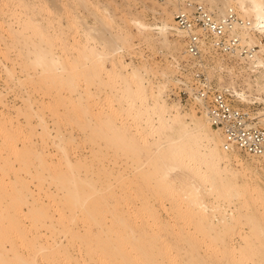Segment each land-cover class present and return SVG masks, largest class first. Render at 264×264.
Returning <instances> with one entry per match:
<instances>
[{
    "label": "rangeland",
    "instance_id": "374dc122",
    "mask_svg": "<svg viewBox=\"0 0 264 264\" xmlns=\"http://www.w3.org/2000/svg\"><path fill=\"white\" fill-rule=\"evenodd\" d=\"M2 1L3 0H1L0 2V145H2L0 146V212L2 211L1 215L8 213L11 217L14 213H16L14 214V216H12V218H15V216L18 214L16 216V220L18 222L17 224H19L17 225L18 229L21 228V226L23 225L22 227L26 229L28 228V231L32 230L31 228H33L34 226L33 223L35 224L36 217L35 220L33 219L34 222L32 220L29 221L25 218L26 216L28 218V216L30 215L25 211L27 210V207L23 206L24 202L21 201L22 205L20 204L22 212L18 211L17 207L15 208V206L12 205L18 206L19 204L15 203L16 196H13L15 192L18 193V197L20 198L19 192H21V194L23 193V195L28 194L29 196V193L33 191V193H31L30 198L28 196L26 198V200H28V203H31V207H33L34 205L35 209L36 206H39L40 203H43L42 205L40 204L41 206H39L40 209L45 211L43 213L48 214L49 216L50 212L51 214L54 213L52 214L53 219L55 217L62 218H56L58 220L56 221L58 222V224L55 223L54 225L55 231L60 229L62 230V225L68 222L67 218L65 217L68 213V209L64 206L68 207L69 203L63 204L65 201H63L61 197H59V201L58 197L53 198L55 200L50 199L48 201H46L47 199L43 197V195L47 193V188L49 191V188L53 187V184L49 183L50 179L52 178L51 176H60L62 178L63 176H66V173L63 169H61L63 159L61 155L55 153V150L51 144V139H47L48 136H46L47 134H45V132H42L43 134L41 133V135L38 134L40 130L37 116H40L43 119L44 125L48 129L47 133H50L51 135L62 134L64 136V140L66 137L65 141L67 143L66 148L68 157L72 160V162H76L75 165H78H76L78 173H80L81 176H84V178H86L91 183H94V190H96L97 192L93 197L92 195H90L91 199H89L90 201L89 203H87L88 206H86L88 211L77 214L78 220L76 223L78 226L75 224V228L79 232L80 239L77 237L79 241L77 238L68 239L69 242L65 240L64 243H66L64 244V246H62L64 249L62 250V247L60 249L58 248V252L60 255L57 254L58 252H56V255L58 257L56 255H52L53 258L56 257V259H54V262L52 261L53 258H49L50 255H42L44 256L43 258L46 257L45 262L42 259L43 264L46 263L48 258L49 259L47 264H52L51 261L53 262V264H118V260H115V258L104 257V254L101 252L95 254L93 253V255L89 252V250L87 252V249L85 248L88 247V243L92 246L94 244H96L94 246H98L99 243L101 244V242L96 241V239L103 238L102 234H100L99 232L104 230L108 231L110 229H115V220L114 218H112V215H116L118 213V215H120L121 213L123 215L124 213L125 216L131 217V219H129V222L131 221L134 223H138L139 225L144 220L150 223L154 222V225L152 226V229L155 228L153 229L154 231L158 227L156 223L161 224L159 225L161 226L159 228V232L162 236L159 239H205V243L201 245V252L204 250L209 251L211 246L214 247V244L212 243V241H210V239H217V234H215L214 231L209 230L208 228L211 221V216L205 214L204 216L200 217L198 214V210H194L192 212H185L186 210L184 209L183 211L182 209L188 206L186 205V199L183 197L184 194L180 193L179 188L178 191L176 189V192L178 193H176L175 190H172L173 188H170L171 186H178L180 184L179 182H187L192 176H197L195 175V173L199 172L198 166L201 167V165H196L194 162H190V167L185 168L183 170H175V172L170 176L169 180L175 179L177 183L175 182L173 185L166 187V190L164 189L165 192L162 189L159 190V193L157 191L158 195H163L159 199V196L157 197V194L153 197L154 191H152V186L149 185L152 184V180H150L148 175H146L147 172L144 174H137L136 172H133L131 167L128 166V163L130 161L128 159L125 160V156H122L123 151L122 153L120 152L121 150L119 151V148H121L120 146L123 145V142L121 143L122 140H120V143L119 141L115 142V140L117 139L116 137H118L117 135L120 131L117 129L118 127L116 128V126L120 125L119 129H121V131H124L122 129L126 128L124 126L127 123L125 120L126 116L121 118L126 113L122 114V112H120V110L123 109H120L118 107L120 105H118L116 99L118 97L117 95H120L122 93L120 92L121 89L123 87L125 88V85L122 82H125V80L123 79H125V76L127 74L131 73V70L133 68L139 69L144 84L148 80L152 82L154 90H157L155 86L165 84L162 97L166 99L169 104L179 102L183 110L186 112H189L188 110L190 109V107L192 109L194 108L193 110L195 111L196 115L200 116L201 118H204L202 117L203 115L197 111L196 107H194L193 105L186 104L183 99H181L180 101L177 99V79L179 74L178 64L182 63V61L185 60V57L182 54L184 47L182 37L173 30H171L170 33L167 35V40L163 41V39L160 38L159 35L156 33V30H150L146 32L139 31L136 26H134L131 22L137 19L146 23V25L150 27H155L160 24L164 16L159 14H152L150 11L144 9L142 4L140 3V0ZM185 1L188 0H182L180 5H183ZM189 1L196 2V0ZM40 2L41 4H39ZM31 3L32 6H30ZM196 3L199 2L197 1ZM232 3L233 2L231 1V5ZM26 5L29 6V9ZM18 6H22V9H18ZM246 6H249V2H246ZM40 9L43 11H41ZM166 9L168 12L171 13L173 17L176 8L173 5H168ZM236 9L237 7L235 8V10ZM213 13H217L216 15L219 16L217 10H213ZM236 14H239V16L243 17L244 19H253L252 16H245L243 12L241 10L238 11V9L236 10ZM29 17L30 19H28ZM31 17L33 18V21L29 22L32 19ZM34 21H38L37 25L40 24L41 28H39L38 26V30H35L36 27L33 26H36V24L32 25ZM22 26L25 27L23 31ZM32 29L35 30V32ZM30 31H32L34 35ZM29 33L32 36H28ZM35 33L38 38L36 37ZM39 33L43 34H41L43 41L40 40L41 35ZM121 34H124L128 38V47L126 50L117 52V54L113 55L114 57L112 56V59L102 60L101 62H99L100 64L98 63L99 65H95L94 62V64L90 62V60L87 59L88 57L84 58V54H86V56L87 54L90 55L91 50L97 52L108 51L109 47L111 48V46L113 45V42H116L118 40L116 36ZM110 35L115 37L113 38ZM21 36L24 38H22ZM258 37L259 39H261L262 44H264V35L256 34L255 38ZM16 38L20 40H17ZM22 40H26V44L29 42V40H31L30 42H34L37 44V40H39L40 46H37L44 47L45 52L47 54L59 57L60 61L63 60L62 62L63 64L65 63V67L67 65L66 68L67 72L69 73L61 74L62 76H57V78H53L55 76L51 75V77L48 74L49 76L48 78H46V73L42 72L44 73L43 76L41 74V70L35 69V71H33L34 69L32 66H30L31 64L29 62V58H24L25 55L27 56L28 46H26L25 44L26 47H24V42ZM118 42L119 41H117V43H114L112 48L118 47ZM256 50L258 49L256 48ZM261 58L264 59V55ZM116 62H120L126 66V70L123 71L121 74L122 79L121 76L118 78H116L115 76L114 78H112L113 75L111 74V76H108L109 73L107 72V70L109 71V69L111 68V64ZM201 64L203 65L201 66V72L209 78V80L215 87L219 89H230V86L233 85L236 91L240 92L243 89L245 92H247V95H249L250 97L257 98L256 100H253L255 101L254 104L240 103L237 98H235L234 101L235 106L249 112L251 119L258 116L261 112H264L263 68L261 70H258L256 73H251L248 69H245L246 66H248L247 63L239 61L236 58L223 57L214 53L210 49H205V52H203ZM3 66L11 70L10 72H12L13 74L10 75L11 78L8 77V75L3 71ZM97 66H101V68L104 67L103 69L106 72H102V74L98 76L95 73L96 69L99 68ZM242 68L245 69L243 73L241 72ZM164 74L167 76H164ZM248 75H251V80L255 79L257 76V79L259 78L258 80L260 82V85H263V89H260L259 91V89L254 87L251 89V92H248L246 89V85L244 84V80L242 78H246ZM54 79L56 82L54 81ZM168 79L171 80V82L167 81ZM71 80H74V82H72ZM69 82H71V84H69ZM145 86H147V83L145 84ZM28 102L30 104L32 103L31 107H29ZM106 113H109L111 119L105 122L104 115ZM129 113L133 115L132 110L129 111ZM119 115H121V117ZM109 122L112 123V126L110 128L112 129L113 125L115 124L113 130L116 128L118 131L108 130V126H106L105 124H108ZM26 123H28V125ZM98 123L100 124V126ZM128 123L126 125L127 128L125 129L127 130V133H130V135L132 133H141V129L137 128L136 124L132 120V117L130 118V121ZM251 123L257 127H263L257 119H252ZM29 124L30 128L32 127V129H29ZM122 124L124 126H121ZM7 127H9L10 129ZM214 130V133L219 134L217 130ZM6 131H11L12 133H7ZM2 132L4 135L2 134ZM123 133L124 132H120V135H122ZM124 135H127L126 131ZM137 137L138 135L134 138ZM19 138L22 139V141L24 142L19 140ZM28 138L31 139V141L35 142H40V139L42 138V141H47V143L50 144L48 150L52 153L54 152L55 154L53 155V162L50 163L48 167L53 170H48L47 166L46 168L43 167V169L42 167L38 166L39 163H37L38 161L36 159V155H29L26 154L24 151H19L20 153L16 151L15 154L18 152L19 154H17L19 156L17 154L15 156L13 154L14 152L11 153V148L8 149L9 147H11V145L9 146V144H11L12 141L13 143H15L14 139L19 140H17L18 142L16 141V143H18V148L21 147L23 143L30 141ZM20 142H22V144ZM18 150H20V148H18ZM229 154L231 153L229 152ZM232 155L236 156L240 161H242L245 168L249 169L254 174L256 173V175L261 178L260 170L264 169V164L262 162L255 158L248 157L236 152H232ZM121 160H123L122 162L124 163H122ZM39 169L41 170V172ZM53 179L55 180V178ZM233 182L236 184L237 180L235 179ZM122 185L124 186L122 187ZM200 185H203L204 187L203 182ZM26 186L27 189L25 190L24 188H26ZM184 186L185 185H179V187L186 190L187 187L185 188ZM203 187L201 186L199 188L200 197L202 201H207V199H211V196H207V194L204 192ZM262 188H264L263 185ZM183 189L182 191H185ZM236 190L244 198H246L249 193L243 188L238 189L236 187ZM27 191L29 192L27 193ZM42 191H44L45 193H43ZM172 191H174L176 194ZM234 191L235 190L230 191L229 189H227L225 193H228V195L223 200H230L236 203V200H234L233 196ZM89 192L91 193V191ZM167 193H171L170 197L172 199L169 198ZM40 194L42 195V197ZM179 195L181 196V198H179ZM147 196L149 197V199ZM11 197H14V201ZM146 197L147 199L145 201ZM152 197L156 199L158 198L156 200L157 203L156 201L154 202L155 199L153 200ZM165 197L167 198V200H165ZM238 197L239 196H237L236 198L239 199L240 197ZM33 199L34 202L37 199L38 201L36 202L38 203H34ZM173 199H176L177 201H174ZM64 200L66 199L64 198ZM54 201L58 203H54ZM11 202L14 204L10 205ZM32 202L34 204H32ZM46 202L50 203V206L53 205L52 209L49 205L46 204ZM51 202L54 204H51ZM146 202L148 203V205ZM44 204L48 206V209H46L47 206H45ZM160 204L163 206L161 207ZM227 205H229V202L225 203L223 206ZM9 206L11 208H9ZM13 207L17 210L15 211ZM5 208H7V213L4 211ZM56 209L58 211L60 210L59 213ZM38 210L39 209H36L35 212H37ZM113 210L115 212H113ZM10 211L13 212L11 213ZM31 212L32 210H30V214ZM35 212L31 215L33 216ZM62 212L63 214H65L63 215ZM8 216L9 215H7L6 218ZM133 219L137 220L134 221ZM13 220L7 222L4 220V226L6 228L8 225L11 226ZM55 220H53V222H55ZM40 222L41 220H39L38 223ZM61 222L62 225L60 224ZM5 223L7 224L5 225ZM38 223H36V225H38ZM13 224L16 225L15 222ZM43 229L44 228H39V230H37L41 232L43 231ZM246 229V226L239 225L235 226L234 229L228 231L229 236L225 239H229L227 243H229V246L232 249H230L231 251H227L221 246H218L217 250L219 251V261L222 260L223 262H226V258L228 254H230L233 258V264H264V238L244 239L243 234L244 232H247ZM14 230L16 231V228ZM15 234L16 235H14L13 237L14 240L16 239L17 245L22 243V247L21 245L17 246L18 249L16 250V252L14 251L16 254L13 252V255L11 253H7L6 256H8V258L6 257V259H11L13 258L12 256H17L21 259L28 260L34 257V255H37V253H35L36 249L33 250L32 247L34 245L36 247V239H29L35 242H31L34 245L30 242L29 244L26 242V245L25 242H20L23 239H18L16 237L17 233ZM27 240L28 239H24V241ZM248 241L249 243H247ZM244 242H246L247 245L244 244ZM83 246L86 250H83ZM226 246L228 247V245H225V247ZM98 248L99 247H97V249ZM79 249L82 251H80ZM77 250H79L80 253L76 252ZM60 252L63 254H65L66 252V254L63 255ZM85 252H87V254L83 255ZM65 256H67V258ZM41 258L39 260H41ZM50 259L51 261H49ZM11 260L14 261V259ZM61 260H64L63 263ZM40 262L39 264H42Z\"/></svg>",
    "mask_w": 264,
    "mask_h": 264
},
{
    "label": "bare ground",
    "instance_id": "6f19581e",
    "mask_svg": "<svg viewBox=\"0 0 264 264\" xmlns=\"http://www.w3.org/2000/svg\"><path fill=\"white\" fill-rule=\"evenodd\" d=\"M181 1L182 0H165L164 2H158L157 0H140V3L144 7V9L150 11L152 14L163 15L164 17L162 18L160 24L155 26V27H150V26L146 25V23H144L140 20H137V19L133 20L131 22L134 26H136V28L139 31H145L146 32V31H150V30H156V33L159 35V37L162 38L163 41H166L167 37H168L167 35L170 33L171 30H173L178 35H180V32L175 29L173 17L171 15V13L167 11L166 7L168 5H173L177 11ZM197 1L199 3H201L202 5L206 6L208 8V10H210L211 12H213V10H217L219 13V16L227 13L228 10H234L236 13L237 9H238V11L241 10L245 16H248V17L252 16L253 19L251 20V19H244L243 17L239 16V14H238L237 16L239 18L245 20V21H248L250 26L248 28H237L236 30H234V33H235V35H237V37H239L240 43L242 45H245L249 49L252 50V52H251L252 54L247 57V61L245 62L248 65V66H246L245 69H248L251 73H256L258 70H261L262 68L264 69V59L261 58L264 55V44H262V41H261V39H259V37L255 38L256 34H258V35L263 34L264 35V0H196V2ZM231 1L233 2L232 5H231ZM0 2H1V0H0ZM246 2H249L248 7L246 6ZM39 4H41V2ZM43 4H45V3H43ZM5 5H6V3H5ZM10 6H12V5H10ZM30 6H32V3ZM37 6H39V5H37ZM21 7L22 6H18V9ZM27 7L29 9V6H27ZM236 7H237V9L235 10ZM5 8H7V7H5ZM23 9H24V7H23ZM36 10H38V9H36ZM7 11H8V9H7ZM41 11H43V10H41ZM214 12H216V11H214ZM28 19H30V17ZM31 21H33V18L29 22H31ZM37 22L34 21V23H32V25L36 24V26H33V27H36L35 30H38V26H39V28H41V25L39 23H38L39 25H37ZM26 25H27V23H26ZM29 26H30V23H29ZM27 27H28V25H27ZM24 28L25 27L22 28V31ZM31 28H32V26H31ZM29 30H31V29H29ZM35 30H33V31L35 32ZM30 32L32 33V31H30ZM42 33H39V34L41 35ZM35 35H36V33H35ZM42 35H41V39L39 37V39L41 41H43ZM45 35H47V34H45ZM28 36H32V35L29 33ZM21 37H20V39H21ZM36 37H37V35H36ZM111 37H113V36H111ZM116 37L118 40L116 38L115 39L120 42V43L118 42V44H119L118 47L112 48L114 43H117V41L115 40L116 42H113V45L111 46V48L109 47L108 51L97 52V51L91 50L93 52L90 51V55L87 54V56H86V54H84V56H85L84 58L88 57L87 59H89L90 62H92V63L94 62L96 65L104 59H106V60L112 59V56L117 54V52H121L123 50H126L128 47L127 46L128 38L124 34L118 35ZM22 38H24V37H22ZM25 38H26V36H25ZM20 39H17V40H20ZM22 41L24 42V47L28 46L27 56L25 55L24 58H26V57L29 58V62L31 64V65L30 64L29 65L33 67V69H34L33 71H35V69L41 70V74L43 76H44V73H46V75H47L46 78H48L49 75L55 76L53 78H57V76L61 77L62 76L61 74L69 73V72H67V68H66L67 65L65 67L64 66L65 63L63 64V62H62L63 60L60 61L59 57L47 54L45 52L44 47H38L37 46V45L40 46L39 40H37L38 41L37 44L34 42H30L31 40H29V42L27 44H26V40L25 41L22 40ZM41 41H40V43H41ZM108 42H110V41H108ZM25 44H26V46H25ZM256 48L258 50H256ZM206 50H208V49H206ZM103 63H101V64H103ZM201 66H203V65L201 64ZM97 67H99V66H97ZM95 68H93V69H95ZM103 68L104 67L101 68V66H100L98 69H96V72L95 71L94 72L99 76L102 74V72H106V71H104ZM245 69L242 68L241 72L243 73V71ZM125 70H126L125 65H123L120 62H116V63L111 64V68L109 69V71L107 70V72L109 73L108 76L113 75L112 78H114V76L116 78L121 76V79H122L121 74ZM3 71L8 75V77H10V75L12 74V72H10L11 70L5 66H3ZM42 72H44V73H42ZM95 73H94V75H95ZM39 74H40V72H39ZM97 75H96V77H97ZM126 76H125V79H123V80H125V82L122 81L123 84L125 85V88L123 87L121 89V91L119 89V91L122 93L120 95L118 94L117 95L118 97L116 99L118 105H120L118 107L120 109L121 108L123 109V110H120V112H122V114H125V113L126 114L123 115L122 117H121V115H119V116L121 118L126 116L125 120L127 123L130 121V118L132 117V120L136 124L137 128L141 129V133H139V132H138V134L132 133L131 135H130V133H127V130H125L127 128V126H126L127 123L125 124V126L123 125L124 123L121 125V126L126 127L124 129H122L124 131H121V129H119L120 125L116 126V128L118 127L117 129L120 131H119V134L117 135L118 137H116L117 139L115 140V142L119 141V143H120V140H122L121 143L123 142V145L120 146L121 148H119V151L121 150L120 151L121 153L123 151V153H122L123 155L122 154L121 155L125 156L124 157L125 160L128 159L131 162V163L130 162L128 163L129 164L128 166L131 167L133 172H136L137 174H144L147 172L146 175H148L149 179L152 180V184H149V185H151L152 187L151 186L150 187L153 188L152 189V191H154L153 197H154V195L156 196V194H157V197L159 196V199H160V197L163 196L162 194H161L162 196H160V194L158 195L159 190L162 189L164 191V189L166 187L173 185L175 182L177 183V181L175 179L169 180L170 176L175 172V170H183L185 168L190 167V165H191L190 162H194L196 165H201V167L198 166L199 172L195 173V175H197V176H195V177L192 176V177H190V180H188L187 182H183L186 184L179 182L180 183L179 185H185L184 187L185 188L187 187L186 190L179 187V185L178 186L175 185L173 187L171 186L170 188H173L172 190H175V192H176V189H177V191L180 189V193L184 194L183 197L186 199V200L185 199L184 200L187 201L186 205H188V206L184 207V205H183V207H184L182 209L183 211H184V209L186 210L185 212H192L194 210H198V214L200 217L204 216L205 214L211 216V221H210L208 228H209V230H212L215 232V234H217V237H216L217 239H210V241H212V243L214 244V247H212L210 245L211 248L209 251L204 250L201 252V245H203L205 243V241H206L205 239H159L162 236L159 232L160 231L159 228L161 227L159 225H161V224L156 223L158 225V227H157L158 229L156 228V230L154 231L153 229H155V228L152 229L154 222L150 223V222L144 220V221H142V223L140 222L141 224L139 225L138 223H134L131 221H130L131 222L130 223L129 219H131V217L125 216L124 213H123V215H122V213L120 215H118L119 213L116 215H114L112 213L113 214L112 218H114V220H115V224H114L115 229H113V230L110 229L108 231L107 230L106 231L100 230L101 232H99V233L102 234L103 238L100 237L101 239H96V241L101 242V244L99 243L98 246H94V245H96V244H94L92 246L88 243V245H87L88 247H85L87 250L84 248L85 245L83 246V248H84L83 250H86L87 252L89 250V252L92 254L101 252L104 254V257H107V258L111 257V258H115V260H118V262H117L118 264H233V262H232L233 258H232V255H230V254H228V256L226 258L228 261L226 260V262L225 261L223 262L222 260H221L222 261L221 262L218 259L219 258L218 257L219 251L217 250L218 246H221L223 249H226L227 251L232 249L229 246V243H227L229 239L228 240L225 239L226 237L229 236V233H228L229 230L234 229L235 226L243 225V226L247 227V229H246L247 232H244V234H243L244 236L242 235L244 237V239H246V238L247 239L248 238L249 239H263L264 238V230H263L264 229V188H262V185L264 186V169L260 170L261 171V175H260L261 178H259L256 175V173L254 174L249 169L245 168L242 161H240L236 156L232 155V152H234V151L225 150L223 148V139H222L221 135L213 132L214 128H212L210 126L209 121L207 120V118L203 114H202L203 115L202 117H204V118L197 116L195 111L193 110L194 108L192 109L191 107L188 110L189 112H186L183 110V108L179 104V102L169 104L166 101V99H164L162 97L163 89L165 88V84L157 85L158 87L155 86L157 90H154V86H153L152 82L148 80L145 82V84L147 83V86H145V84L143 83V80H142V75L140 74V71L138 68H133L131 70V73L127 74ZM164 76H167V75L164 74ZM250 77H251V75H248L246 78L242 77L248 92H251V89L254 87L259 89V91H260V89H263V85H260V82L258 80L259 78L257 79V76L253 80H251ZM54 81H55V79H54ZM68 81H70V80H68ZM99 81H101V80H99ZM167 81L171 82V80H169V79ZM72 82H74V80ZM69 84H71V82H69ZM124 85H122V86H124ZM226 90L233 91L234 94L236 95V98L239 100L240 103L254 104L255 101H253V100L257 99V98L250 97L249 95H247V92H245L243 89L240 92L236 91L235 87L233 85L230 86V89H226ZM28 104H29V107H31L32 103L30 104L28 102ZM114 110H115V108H114ZM131 110L133 111V115L131 113H129V111H131ZM117 113H118V111H117ZM104 118H105L104 119L105 122L107 120L111 119L109 116V113H106L104 115ZM252 119H257L258 122H260L262 124V126L264 127V112H261L258 116L254 117ZM37 120L39 122V130H40L38 132V134L41 135L42 132H45V134H47L46 136H48L47 139L48 138L51 139V141H52L51 144L55 150V153H58L59 155H61V157L63 159V162L61 164L62 165L61 169H63L66 173V176H63L62 178L60 176H57V177L51 176L52 178L50 177L52 180L50 179L49 183H52L53 187L49 188V191L47 188V191H46L47 193L44 194L43 197L47 199L46 201L53 199V198H57V197H58V201H59L60 200L59 197H61L63 199V201L66 202V203L64 202L63 204L69 203V205H68L69 208L63 205L65 208L68 209V210L66 209L68 211V213L65 216L67 218L68 222L66 224H63V225L61 222L60 224L63 226L62 230L61 229L56 230L57 231L56 232L54 225H55V223L58 224V222H56V221H58L57 219H59L61 217H59L57 215L59 218L55 217L53 219L52 214H54V213L51 214V212L49 211L50 216L48 214L43 213L45 211H43L42 209L39 208V206H41L43 203H40L41 205L39 204V206H36L38 208L35 207V209H34V205H33V207H31L32 206L31 203L30 202L28 203V200H26L28 194L24 193L26 195H23V193L21 194V192H19V194H20V198H19L18 193L15 192V194H13V196H16L15 203L16 204L19 203L18 204V206H19L20 204L22 205V202H24L23 206L27 207L26 208L27 210H25V211L27 213H29V215H30V216H28V218H29L28 219L27 216L25 217L26 213L24 212L25 213L24 217L29 221L32 220L33 222H34L35 217H36V220H35V224L32 222L34 226L32 225L33 228H31L32 230H30L31 231L30 232V231H28L29 230L28 228L26 229V228L22 227L23 225L21 226V224H20L21 228L18 229L17 225H19V224H17L18 222L16 220V218H17L16 216L18 214L15 216V218H12V216H14V214H16V213H14L10 217V214H8L6 211L7 208H5V210H4L7 213V214H4L5 216L1 215L2 211L0 212V264H39L40 261H42L40 263L43 264V260L45 262L46 257L43 258L44 256H42V255H46V256L50 255L49 258L52 259L53 256L56 255V252H58L59 249L62 246H64V244L66 243V242L64 243L65 240L68 241V239H76L77 237L80 239L79 232L75 228V224L77 225L76 222L78 220L77 214H80L82 212L84 213V212L88 211L86 206H88L87 203H89V201H90L89 199H91L90 195H92V197H93L97 193L96 190H94V188H95L94 183H91L86 178H84V176H81V174L78 173V171H77V167H76L77 164L75 165L76 162L75 161L72 162V160L68 157L67 148H66L67 143L65 141L66 137L64 140V136L62 134L51 135L50 133H47L48 129L44 125L43 119L40 116H37ZM109 123L105 124L106 126H108V130L118 131L116 128L113 130V128L115 127L114 126L115 124L113 125V128L111 129L110 127L112 126L111 125L112 123L111 122H109ZM26 124L28 125V123H26ZM128 124H130V123H128ZM99 126H100V124H99ZM7 128H9V127H7ZM3 129H5V128H3ZM29 129H32V127L30 128V124H29ZM125 131H126L127 135H124ZM10 132H7V133H10ZM120 132L121 133L124 132V133L122 135H120ZM7 133H5V134H7ZM116 133H118V132H116ZM2 134H3V132H2ZM32 134H31V136H32ZM128 134H129V136H128ZM137 135H138V137L134 138ZM41 139H40V142L31 141V139H29L30 141L27 140L28 142L22 144V142H24V141H22V139L19 138V140L22 141V142H20L22 144V146L18 147V148H20V150H18V148H17L18 143H16V141L18 139H14L15 143H13V141L11 140L12 143L9 144V146L11 145V147H9V148L7 147V148L8 149L11 148L10 151L12 150L11 153L14 152L13 154L15 156L19 151L20 152L24 151L26 154H29V155H31V154L36 155V159L38 161L37 163H39L38 166L42 167V169H43V167L46 168V166H47V168L49 170L51 168H49L48 165H50V163L53 162V157H54L53 155L55 153L50 152L48 150L50 144H48L47 141L46 142L42 141ZM113 142H114V140H113ZM0 146H2V145H0ZM16 151H18V152L15 154ZM229 152L231 154H229ZM13 154H12V156H13ZM121 155H119V156H121ZM122 161L123 160H121V162ZM122 163H124V162H122ZM40 167H38V168H40ZM56 168H58V167H56ZM54 169H55V166H54ZM51 170H53V169H51ZM40 172H41V170H40ZM192 175H194V174H192ZM188 177H189V175H188ZM53 178H55V180ZM235 179L237 180L236 184L233 182ZM202 182L204 183V187H203V185H200ZM123 186L124 185H122V187ZM201 186L204 188V192L207 194V196H211V199H207V201H202V199L200 197V193H199V188ZM236 187L238 189L243 188V189L247 190L250 194L248 193L247 197L244 198V197H242L241 194L238 193V191L236 190ZM24 189L26 190L27 186ZM182 189L185 191H182ZM227 189H229L230 191L235 190L233 196H234V200H236V203L234 201H230V200H227V201L223 200L228 195V193H225V191H227ZM29 191H27V193ZM44 191H42V192L45 193ZM89 191H91V193ZM92 191H93V194H92ZM152 191H151V193H152ZM157 191H158V193H157ZM172 192H174V191H172ZM31 193H33V191H31ZM31 193H29V196H28L29 198L31 196ZM174 193H172V194H174ZM176 193H178V192H176ZM5 194H7V193H5ZM170 194L171 193H169L168 196L170 199H172L170 197ZM252 194H253V196H252ZM237 196H239L240 198L238 197L239 199H237L236 198ZM41 197H42V195H41ZM147 197L145 198V201H146ZM13 198H12V200H13ZM31 198H34V197H31ZM64 198L66 200H64ZM179 198H181V196ZM42 199H41V202H42ZM148 199H149V197H148ZM157 199L153 198L154 202ZM12 200H10V201H12ZM18 200H19V202H18ZM53 200H55V199H53ZM165 200H167L166 197H165ZM36 201H38V200L36 199ZM36 201L34 202V199H33L34 203H38ZM161 201H162V198H161ZM7 202H9V201H7ZM33 202H32V204H34ZM39 202H40V200H39ZM163 202H164V199H163ZM227 202H229V205L223 206ZM54 203H58V202L54 201ZM54 203L51 202V204H54ZM151 203H153V202H151ZM151 203H149V204H151ZM156 203H157V201H156ZM156 203H154V204H156ZM12 204H14V203L11 202L10 205H12ZM46 204L49 205L50 203L46 202ZM21 205L19 207L16 205H12V206H15V208L17 207L18 211L22 212L21 208H20ZM47 205H45V206H47ZM147 205H148V203H147ZM151 205H153V204H151ZM52 206H50L51 209H52ZM162 206L163 205H161V207ZM9 208H11V207L9 206ZM13 209H14V207H13ZM17 209H14V210L16 211ZM33 209H34V211H33ZM36 209H39V210L37 212H35ZM46 209H48V206L46 207ZM10 210H12V209H10ZM30 210H32L31 214L35 212V214H33V216L30 214ZM41 210H42V212H41ZM59 211H58V213H59ZM113 212H115V211L113 210ZM46 213H47V210H46ZM62 214H63V212H62ZM138 214H140V213H138ZM7 215H9V216L6 218ZM126 215H127V213H126ZM60 216H61V214H60ZM9 218L11 220L14 219L13 223L15 222L16 225H14L12 223L11 226L8 225L6 228L3 224V221L4 220L6 222L11 221ZM153 218H156V217H153ZM38 219L41 220L40 223H38L39 222ZM53 220H55V222H53ZM63 220H61V221H63ZM136 220H134V221H136ZM65 221H66V219H65ZM36 223H38V225H36ZM6 224L7 223H5V225ZM4 227L6 228V230ZM15 228H16V231L14 230ZM39 228L40 229L44 228V229H43V231L39 232L38 231ZM15 233H17L16 237L18 239H23L20 242H25V244H26V242L28 244H29V242L30 243L34 242V241L29 240V239H33V240L36 239L37 240L36 241V243H37L36 247L33 243H31V244L34 245L32 247H33V250L36 249L35 253H37V255H34V257H32L31 259H28V260L21 259L17 256L16 257L18 259L15 256H12L13 258H11V259H14V261H12L11 259H6V257L8 258V256H6L7 253H11V254H12V252L15 253L16 250L18 249L17 246H19V245H21V247H22V243L21 244L18 243L19 245H17L16 239L14 240L13 237H14V235H16ZM32 235H33V237H32ZM34 235H36V236H34ZM90 235H91V232H90ZM24 239L25 240L28 239L29 241L28 240L24 241ZM79 239H78V241H79ZM89 242H91V241H89ZM247 243H249V241ZM224 244L228 245L229 248L227 246H226L227 247L226 248ZM244 244H246V242H244ZM26 245H24V246H26ZM81 245H82V242H81ZM223 245H224V247H223ZM70 247H72V246H70ZM97 247H99L100 249L99 248L97 249ZM61 249L63 250L64 248L62 247ZM31 250H32V248H31ZM79 250H77L76 252L80 253V251H82V250H80V251ZM87 252H85L83 255H86ZM57 254L60 255L59 252ZM61 254H63V253H61ZM65 254H66V252H65ZM65 254H63V255H65ZM40 255L42 258L40 257ZM105 255H107V256H105ZM38 256L41 258V260H39L40 258ZM223 256H225V255H223ZM65 257L67 258V256H65ZM48 259H47L46 263H44V264L48 263ZM51 259L49 261H51ZM54 259H56V257L53 258V260H52L53 262H54ZM38 260H39V262H38ZM52 261H51V263L53 264ZM63 261H62V263H63Z\"/></svg>",
    "mask_w": 264,
    "mask_h": 264
},
{
    "label": "built area",
    "instance_id": "2783aa9c",
    "mask_svg": "<svg viewBox=\"0 0 264 264\" xmlns=\"http://www.w3.org/2000/svg\"><path fill=\"white\" fill-rule=\"evenodd\" d=\"M164 2L165 0H157ZM174 27L183 40L185 60L178 64L177 99L193 105L223 139V148L264 164V127L254 126L249 112L235 106L233 91L215 87L201 72L205 49L246 62L252 50L240 43L237 28L250 24L228 10L218 16L200 3L185 1L173 14Z\"/></svg>",
    "mask_w": 264,
    "mask_h": 264
}]
</instances>
